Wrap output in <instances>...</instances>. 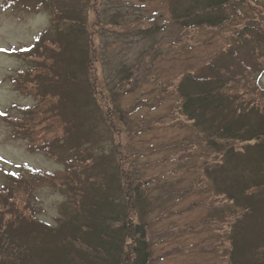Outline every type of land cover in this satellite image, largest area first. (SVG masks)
<instances>
[{"label":"rangeland","instance_id":"1","mask_svg":"<svg viewBox=\"0 0 264 264\" xmlns=\"http://www.w3.org/2000/svg\"><path fill=\"white\" fill-rule=\"evenodd\" d=\"M2 1L0 49L7 51H0V214L8 219L12 211L31 212L38 223L58 225V209L66 196L49 185L50 179L31 190L28 202L20 198L14 182L28 190L57 174L54 183L63 181L62 188L67 176L63 162L74 155L78 143L68 149L54 147L51 158L32 150L12 119H22L24 109L36 104L33 95L20 91L25 90L23 84L26 90H36L30 84L54 82L47 65L55 46L45 35L55 37L54 16L65 6L85 19L89 85L100 108L98 120H93L97 124L90 128L87 123L80 147L108 158L125 182L140 187L145 205L130 217L146 225L151 253L147 264H233L232 228L243 215L219 190L215 176L222 155L181 114L178 86L186 75L206 77L208 64L223 60L235 66L246 90L243 64L254 66L253 45L247 43L249 36L240 38L239 33L252 25L264 34V0L234 6L221 26L190 28L172 22V0H52L43 5L31 0L29 6L9 9ZM261 46L264 51V43ZM247 73L255 88L264 91V71L253 67ZM73 90L80 99L82 90ZM52 103L40 108L47 117ZM49 125L57 127L45 121L41 128ZM85 153L80 155L88 157ZM32 181L37 182L28 184Z\"/></svg>","mask_w":264,"mask_h":264},{"label":"trees","instance_id":"2","mask_svg":"<svg viewBox=\"0 0 264 264\" xmlns=\"http://www.w3.org/2000/svg\"><path fill=\"white\" fill-rule=\"evenodd\" d=\"M30 1L3 0L2 6L14 8ZM47 1L52 0H39L40 5ZM256 1L172 0L170 14L172 22L183 28L218 27L229 21L234 6ZM59 11L54 16L55 37L45 35L55 46L48 57L51 64L47 65L49 73L55 75L54 82L43 84L45 81L39 80L30 84L36 85V90H26V83L19 84L25 89L20 91L33 95L36 104L26 107L22 119H12V123L32 150L55 158L54 147L63 145L68 149L78 143L75 156L63 162L67 176L62 188L59 187L63 181L54 183L58 175L52 174L28 190L15 181L14 189L28 202L31 190L50 179L49 185L66 199L59 206L55 227L38 223L31 212L24 215L12 211L8 219L0 214V264H147L151 253L146 225L130 217L134 209L145 205L140 187L126 183L108 158L94 157L80 147L89 131L87 123L90 128L97 124L93 120H98L100 108L89 85L90 47L85 19L80 12L65 6ZM259 31L246 25L239 34L240 38L249 36L247 43L253 45L250 60L254 69L262 72L264 34ZM243 65L246 90L230 61L210 62L206 77L184 76L178 86L180 112L201 132L209 147L222 155L215 182L220 183L221 193L243 215L232 228L236 250L232 263L264 264V91L255 88L256 82L247 73L253 67ZM73 89L82 90L80 99ZM47 102L54 106L48 117L40 110ZM45 121L57 127L42 129ZM102 121L104 124L106 120ZM83 152L88 157L80 155ZM28 169L37 175L36 170Z\"/></svg>","mask_w":264,"mask_h":264},{"label":"snow or ice","instance_id":"3","mask_svg":"<svg viewBox=\"0 0 264 264\" xmlns=\"http://www.w3.org/2000/svg\"><path fill=\"white\" fill-rule=\"evenodd\" d=\"M0 51H7V49H0Z\"/></svg>","mask_w":264,"mask_h":264}]
</instances>
